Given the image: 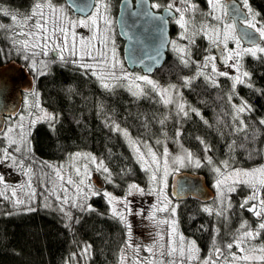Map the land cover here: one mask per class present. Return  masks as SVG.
Returning a JSON list of instances; mask_svg holds the SVG:
<instances>
[{
    "label": "snow or ice",
    "instance_id": "6c2138e0",
    "mask_svg": "<svg viewBox=\"0 0 264 264\" xmlns=\"http://www.w3.org/2000/svg\"><path fill=\"white\" fill-rule=\"evenodd\" d=\"M140 3L147 4V0H140ZM207 4L210 11L206 14L200 13L199 16V6L194 0H170L163 6V15H155L151 10L131 13L132 16H143L158 22L156 32L159 43L156 55L152 57L153 66L147 69L148 73L154 68L161 67L160 50L166 46H170L176 54L180 66L192 69L191 75L179 77L181 81L179 85L175 83L162 85L148 74H135L124 68L112 37L111 0H90L86 5H77V10L83 15L75 18L69 14L68 7L55 0H34L27 12H13L7 8H0V15L11 20L10 24L0 23V33H3L4 38L9 42V51H15L20 55L37 78L49 75L53 65H71L79 70L81 75L94 77L98 86L107 93L115 94L117 89L123 88L136 100L150 98L151 94H154L165 108L170 111L174 109L178 123L194 115L205 125L212 127L200 109L184 100L183 89H192L198 80H202L208 87L219 89L220 78L223 77L231 82L227 93V100L231 106V112L228 113L231 122L228 127L231 135L240 136L242 141L237 144L233 139L228 144V148L230 152H234L238 148L245 149L248 145H252V150H256L254 142L262 134L264 117L257 119L253 116L255 108L248 100L240 97L238 103L233 101L234 98L239 97V86L264 95V89L255 87L252 73L243 64L245 56L264 61V46L256 42L257 36L259 40L264 41V20L260 19L261 13L252 7L250 0H241L242 9L234 10V18L240 17L239 22L251 31L237 36L233 23H223L222 27H217L208 22L209 17L222 22V16L227 15L222 0H207ZM148 7L159 10L162 5L154 2ZM169 18L180 29L177 39H169L167 36ZM78 28L86 29L91 35L78 34ZM200 36L215 45L220 51L221 63L231 71H222L218 68L216 55H203L201 59H197V38ZM241 39H247L250 46L242 47ZM230 41L234 42V48H229ZM3 53L4 50L0 49V54ZM38 57L47 59H37ZM71 91L72 89H69V92ZM30 95L37 97V102L31 105L37 112L28 113L27 124L26 117L20 116L19 122L14 127H8L3 133L7 144L0 146V165L7 164L9 168L19 169L27 177L25 184L18 186L19 191L26 197L21 198L17 188L11 190L10 196L7 195L6 178L0 175V185H4L0 197L10 200L14 208L19 209L24 206L26 211H35V208L31 207L37 197L36 188L33 186L35 176L45 186L44 191L47 193L44 196L43 206L52 207L49 197H54L56 208L53 210L62 215L65 220L64 226L69 231L73 229L74 223H79V218L73 219L70 209H77L80 212L95 211L88 201L92 197L103 195L110 206L111 216L127 228V239L124 242L125 248L121 249L119 264H128L126 249H131L135 253L131 264H264V243L260 245L253 243L264 234V166L242 169L234 167L230 158L216 161L208 155L212 151V146L201 137L196 139L203 146V158L187 149H183L179 155L171 156L167 146L164 147L162 155H157L147 141L133 139L128 129L122 128L112 116L107 115L104 105L100 103L98 110L105 115V126L128 140L137 163L147 175V187L129 183L123 198H117L108 191L94 190L88 182L90 176L87 165H84L83 171L79 167L75 168V174L79 179H73L70 174L66 177L62 167L56 169L47 162L41 164L40 174L37 175L31 166V163H35L29 139L31 130L38 122H46L50 129L55 131V126L59 123V114L49 113L40 108L39 93L34 89ZM25 102L27 103V100ZM144 119V126L147 128V118ZM168 119L169 116L164 115L158 120L162 129L161 135L165 138L168 134L163 129ZM174 135L178 141L182 129L177 128ZM156 143L160 144L162 141L157 139ZM76 158H83L95 164L96 170L104 174V179L108 183H113V173L103 160L98 161L96 156L80 152L73 154L72 159ZM25 161L31 163L26 165ZM188 166L195 168L207 166L214 175L213 187L217 195L213 205L202 207L204 213L228 223L234 207L232 196L238 192L239 186L243 185L250 191L242 198L238 208L250 213L256 220L255 227L249 225L247 220H242L239 227L232 232L231 238L226 241L221 236L220 228L214 226L210 249L203 257L200 255L201 249L196 240L187 238L179 232L176 219L178 205L172 203L166 192L168 176ZM45 167L52 169L54 176L44 173ZM45 176L48 177L47 181L44 179ZM67 186L73 189L71 193ZM134 194L155 196L157 203L152 205L154 213H169L168 218L165 219L157 220L155 214L150 217L156 220L158 225H168L167 247L160 243L164 240V236L157 233L158 240L143 249L148 253V256L143 258L139 256L140 248L131 242V225L128 224L125 215V212L132 214V209L129 207L131 202L127 198ZM117 204L123 205V210H118ZM198 230H206V226L202 224ZM233 249L236 251L234 252ZM91 250L92 245L85 244L80 247L79 253L72 254L70 260H75L77 256L88 260L91 258ZM158 256H166L169 259L157 261Z\"/></svg>",
    "mask_w": 264,
    "mask_h": 264
},
{
    "label": "trees",
    "instance_id": "16d2710c",
    "mask_svg": "<svg viewBox=\"0 0 264 264\" xmlns=\"http://www.w3.org/2000/svg\"><path fill=\"white\" fill-rule=\"evenodd\" d=\"M119 1L114 0L115 3H112L113 15L117 13ZM195 1L203 10L207 7L206 0ZM32 3L33 0H0V5L8 8H27ZM250 4L261 13L260 19L264 20V0H250ZM64 5L67 7L66 3ZM6 21L0 16V23L7 24ZM203 44L200 40L202 48ZM0 49L4 50L0 54V65L17 60L26 66L34 76V90L39 93L42 105L48 111L59 114L55 131L46 122L38 123L31 131L30 140L37 165L38 162L64 160L77 151H89L103 160L113 173V183L107 185L113 193L121 194L132 181L143 184L144 173L122 135L105 126V115L98 110L100 103L104 105L107 115L112 116L122 128H127L136 139H165L161 135L158 120L168 115L169 119L163 129L168 134L166 139L176 141L175 131L177 128L182 129L178 140L200 158H203L204 152L197 137L212 146L208 155L216 161L230 158L236 168H250L264 162V129L254 142L256 150L248 145L245 149L238 148L230 152L228 144L233 139L237 144L242 142L240 136L231 135L228 127L231 108L222 92L208 87L202 80H198L192 89H185L183 95L188 103L201 110L212 127L205 125L194 115L178 123L175 112L159 103V98L154 94L150 98L136 100L122 88L117 89L115 94L107 93L98 86L94 78L81 75L79 70L69 65H53L49 75L37 78L20 55L9 51V42L3 33H0ZM244 65L252 73L255 87L264 89V61L249 56L245 58ZM189 73L187 68L179 65L176 58L169 55L153 77L162 84H169L181 82L179 77ZM69 89L72 91L69 92ZM247 95L255 108L253 116L257 119L264 117V95L257 94L254 90ZM31 96L30 93L24 94V97ZM145 117L147 128L144 126ZM0 146H5L1 143V138ZM197 171L203 173L208 183H211L212 172L207 166ZM246 190V187H241L232 196L234 225L245 218L254 220L250 213L237 210L241 198L246 196ZM90 204L95 211L75 215L73 219L79 218V223H74L73 229L69 231L52 211L35 209L18 213L11 209L5 211L4 204L0 203V264H78L70 260V257L74 244L81 243L92 245L91 258L84 259L81 264H118L126 240V229L111 216L109 205L102 195L93 197ZM179 204L181 230L188 238L195 239L202 253L207 254L215 226L214 219L204 213L201 210L202 204L193 198ZM202 224L206 226V230H198ZM260 238L264 243V234Z\"/></svg>",
    "mask_w": 264,
    "mask_h": 264
},
{
    "label": "rangeland",
    "instance_id": "374dc122",
    "mask_svg": "<svg viewBox=\"0 0 264 264\" xmlns=\"http://www.w3.org/2000/svg\"><path fill=\"white\" fill-rule=\"evenodd\" d=\"M169 2H170V0H169ZM194 2L199 6L198 16H199L200 13L206 14V13H208L210 11L208 4H207V7L203 10L201 8V5L198 2H196L195 0H194ZM222 3H223V6H224V10L226 12L225 0H222ZM31 6L32 5H30L27 8H19L18 7V8H11L10 9L8 7H4V6L0 5V8H7L10 11H13V12H27L28 10H30ZM0 16H2V15H0ZM3 17L7 20L6 21L7 24L11 23V20H10L9 17H5V16H3ZM208 22L210 24H212V25H216L217 27H222L223 23H226L225 22V15L222 16V22H217L216 20H213L210 17L208 18ZM179 31H180V29L176 25V35H175L174 39H177V35H178ZM77 32H78V34L84 35V36H90L91 35V33H89L86 29H83V28H78ZM83 32H86V33H83ZM112 37L114 39V36H112ZM20 39H23V37H20ZM199 39H201L204 42L203 48H202V46L199 45ZM181 43H183V42H181ZM207 44L211 45L212 48H211V51L208 54H206V55H215L214 52H213V49H214L215 45L210 44V42L207 39H205L203 36H200V37L197 38L198 48L196 49V51L198 50L202 54L206 53L207 51H205V50H206V45ZM241 46L245 47V46H243L242 43H241ZM261 46H264L263 42L261 43ZM234 47H235L234 42L230 41L229 42V48H234ZM116 51H117L118 57H120L119 53H118L117 43H116ZM170 53L172 55L174 54L176 56V54L171 49H170ZM246 57H249V56H245L244 57L243 64H244V60H245ZM217 66L222 71H231L230 69L225 68L223 65H218L217 64ZM125 69L127 71H129L127 68H125ZM157 70H159V68L156 69L153 74H155ZM130 72H133L135 74L144 75L140 71H130ZM150 77L153 78L152 76H150ZM153 79H155L157 81L156 78H153ZM162 85H164V84H162ZM24 98L25 99H24L21 111L13 119H11L10 121L9 120L7 121L6 127L4 128L2 133L0 134L1 143L5 144V146H6L7 142L3 138V133L7 130V128L10 127V126L14 127L19 122V117L20 116H25L26 117L25 123L27 124L28 113L29 112H37V110L35 108L31 107V105H33V104H35L37 102V97L31 96V97H24ZM26 100H27V103L25 102ZM38 103L40 105V108L46 110L49 113H52V112L48 111L42 105L40 97H38ZM172 111H174V109ZM38 123H42V122H38ZM131 136H132L133 139H135L137 141H147L148 144H150L152 146L153 151H155L157 153V155H162L163 149H164L165 146H167L171 156L179 155V154L182 153L183 149H187L179 140L178 141L177 140L176 141H174V140L170 141V140L160 139L162 141V143L157 144L156 143L157 139H154V140H149V139L140 140V139H136L132 134H131ZM29 139H30V137H29ZM123 140L126 143V145L129 148V150L131 151L134 160L136 161L135 153L133 152L132 148L130 147L128 140L125 137H123ZM187 150H189V149H187ZM32 151H33V146H32ZM189 151L193 152L192 150H189ZM77 152L85 153V154L90 153L91 155L96 156L98 161L101 160L97 155H95L92 152H89V151H77ZM77 152L69 154L64 160H61V161H58V162H53V163L52 162H48V161H45V162H47V164L53 165V167L56 168V169H60L62 167L64 175L67 177L70 174L73 177V179H79L76 176V174H75V168L79 167L81 169V171H83L84 165H87L88 166V173H89V176H90V180L88 182L92 185L93 189L94 190H100L101 192L108 191L109 193H111L113 196H115L117 198H123L126 195L127 186H128L129 183H136L134 181L129 182L126 185V187L123 189L121 194H117V192L113 193L107 187V185L109 183L104 179V174L102 172H99V171L96 170V165L95 164H92L91 162H89L88 160H85L83 158L72 159L73 154H75ZM194 155H196V154H194ZM171 156L169 157L170 161H171ZM36 162H37V160L35 159V163H31V161H25V164L27 165V164L31 163V166L37 172V175H39L40 174V166H41V164L43 162H38V165H37ZM138 165L140 166L139 163H138ZM262 166H264V162H262L261 164H258L256 166L250 167V168H242V169H254V168H259V167H262ZM237 168H241V167H237ZM198 169L199 168L188 166V167L181 168L179 171H182V170L196 171ZM43 172L54 176L53 170L50 169V168H47V167L43 168ZM143 173H144V182H143V184H139V185L141 187H145L146 188L147 184H148L147 175H146V173L144 171H143ZM0 175H4L5 178H6V183H7V186H8L7 195H9V196L11 195V190L13 188H17L18 189L19 185H23L27 181V177H25L23 175L22 171H20L19 169H16V168H9L7 166V164L0 165ZM171 175H169L168 179H167L168 186H167L166 192H167L169 198L171 199L172 203L178 205V207L176 209V219L178 220V225H179L180 224L179 223V205L180 204H179V202L174 201L172 199V197H171V193H170V189H171L170 188V178H171ZM44 179H45V181H47L48 177L45 176ZM211 179L212 180H211L210 185L215 191V198H216L217 193H216L215 188L213 187V184H214V175H213V173H212V178ZM33 186L36 188L37 197H36L35 202L32 203L31 207H33L35 209H44V210L52 211L54 214H56L60 218L61 222L63 224H65V220L62 217V215L58 211L53 210V209L56 208V201H55L54 197H49V200L51 202L52 207L45 208L43 206L44 196H46L47 193L44 191V187L45 186L43 184H41L40 180L37 179L35 176L33 177ZM48 186L51 187V185H48ZM98 186H100V187H98ZM67 187H69V192L71 193L73 191V189L71 188V186H67ZM241 187H245V186L241 185V186H239V189ZM3 190H4V185H0V191H3ZM249 191L250 190L247 188L246 195H248ZM18 195L21 198H26V197H24V193L19 191V189H18ZM215 198L211 202H209L207 204H202V207L204 205H213ZM242 198H241V200H242ZM127 199L131 202L129 207L132 209V214L129 215L127 212H125V215H126V219H127L128 224L131 225V242L135 246H138L140 248L139 256L141 258L148 256V253L145 252L143 249L145 247L149 246V245H152L154 242H156L158 240L157 233H159L160 235L164 236V240L160 241V243L164 244V246L166 248L167 245H168V242H169V227H168V225H158L156 223V220L150 219V217L153 214H155L157 220L165 219V218H168L169 213L168 212H155L154 213L152 205L157 203V198L155 196H152V195H143V196H141L139 194H134L133 196H129ZM90 200L88 201L89 204H90ZM104 200H105V198H104ZM0 203L4 204V210L5 211H9L10 209L12 211L18 212V213L26 211V210H24V206H21L19 209L14 208L12 203L10 202V200H5L2 197H0ZM116 207H117L118 210H123V205L117 204ZM109 208H110V206H109ZM238 209L239 208L237 206V210ZM70 210L72 212L73 218L75 217V215H83L84 213H86V212H80L77 209H70ZM241 211L243 212V210H241ZM110 212H111V209H110ZM233 217H234V215L231 214L230 221L228 223H224L223 221L219 220V218H216V217L212 216V218L215 221V226L220 228L221 236L224 238L225 241L231 238L232 232L235 231V229H237L239 227V224L241 223L240 222L238 225H234L233 222H232ZM253 219L254 220L245 218V219H242V220H247L249 222V225L255 227V225H256L255 217H253ZM124 227H125V225H124ZM125 229H126V239H127V228L125 227ZM178 230H179L180 233H182L185 237L188 238V236H186L183 233V231L181 230L180 225H179ZM191 239H193V238H191ZM253 243H255L257 245H260L263 242H262V240L260 238L259 240H256ZM83 245H84L83 243L74 244L73 253H79L80 247H82ZM122 248H125V243H124ZM233 251L235 252L236 249H233ZM237 254L239 255V253H237ZM126 255L128 257V264H131V261L134 258L135 253L131 249H126ZM200 255H201V257H203L206 254H203L202 251H201ZM156 259H157V261H159L160 259H163V260L167 261L169 258L166 257V256L165 257H159L158 256ZM83 260L84 259L82 257L77 256L76 259L73 260V261L75 263L81 264V262ZM119 260H120V258H119ZM118 264H119V262H118Z\"/></svg>",
    "mask_w": 264,
    "mask_h": 264
},
{
    "label": "water",
    "instance_id": "95a60500",
    "mask_svg": "<svg viewBox=\"0 0 264 264\" xmlns=\"http://www.w3.org/2000/svg\"><path fill=\"white\" fill-rule=\"evenodd\" d=\"M90 0H66L67 5L75 14L83 15L77 10V5H86ZM226 13L225 22L231 21L235 24L237 36H242L245 32L251 30L246 29L243 24L239 22L240 17L234 18V10L242 9V5L238 0H225ZM136 6H133L132 0H121L119 12L117 16V26L120 36L125 40L124 45V60L130 70L141 69L145 74H153L147 72L149 67L153 66L152 57L156 55V48L158 46L156 25L158 22L151 21L143 16H132L133 12H143L151 10L155 15H163L164 11L154 12L149 9L151 4L147 0V4H141L140 0H136ZM170 19L167 25V36H170ZM243 44L249 45L247 39H241ZM256 42L261 43L259 37H256ZM168 46L160 50L161 67L167 58ZM220 59V51L215 48ZM34 79L28 69L16 60H11L5 64L0 65V134L5 128L6 119L15 117L23 103V93H28L33 90ZM94 180V179H93ZM100 187V186H98ZM171 196L176 201H185L193 198L202 203L211 201L215 192L207 182L206 176L198 172L181 171L176 172L171 176L170 186Z\"/></svg>",
    "mask_w": 264,
    "mask_h": 264
},
{
    "label": "flooded vegetation",
    "instance_id": "af4514ba",
    "mask_svg": "<svg viewBox=\"0 0 264 264\" xmlns=\"http://www.w3.org/2000/svg\"><path fill=\"white\" fill-rule=\"evenodd\" d=\"M113 1L114 0H111V17H112V19H113V25H112V36H114V41H115V47H116V43H117V48H118V53H119V59L121 60V62L123 63V65H124V68H127L128 69V67H127V65H126V63H125V60H124V45H125V40L120 36V34H119V31H118V26H117V16H118V12H119V6H120V2H121V0L119 1V3H118V9H117V13L115 14V15H113V4L115 3H113ZM133 1V6L135 7L136 6V4H135V2H136V0H132ZM151 1V3H154V2H158V3H160L161 5H162V7H161V9H159V10H156V9H153L154 10V12H161L162 10H163V6H165L167 3H169V0H156V1H154V0H150ZM33 2H34V0H33ZM55 2H57V3H61V4H64V3H66V0H64V1H59V0H55ZM64 2V3H63ZM113 3V4H112ZM33 4V3H32ZM67 5V4H66ZM3 6V5H2ZM4 7H6V6H4ZM68 7V6H67ZM69 8V7H68ZM11 9V8H10ZM69 14L70 15H72L74 18L75 17H77V16H81V15H78V14H75L73 11H72V9L71 8H69ZM83 33H86V32H83ZM175 35H176V24L170 19V36H171V39H174L175 38ZM201 39H199V41H200ZM211 45H209V44H207L206 45V49H207V52L206 53H204V54H202L200 51H196L197 52V59H201L202 58V56L203 55H206V54H208L210 51H211ZM170 49H171V47L169 46L168 47V50H167V58H168V56L169 55H171L172 57H174V58H176L177 59V57L173 54H171L170 53ZM44 57H40V59H43ZM167 58H166V60H167ZM166 60H165V62H166ZM164 62V63H165ZM217 64L218 65H223L222 63H220L219 61L217 62ZM164 65V64H163ZM162 65V66H163ZM71 68H73L71 65H69ZM160 68H162V67H160ZM159 68V69H160ZM189 71H190V73L188 74V75H191L192 74V69L191 68H187ZM247 69V68H246ZM135 70H140V69H134V71ZM248 70V69H247ZM141 71V70H140ZM150 76H154V74H151ZM92 78H94V77H92ZM154 78V77H153ZM95 79V78H94ZM252 80H253V78H252ZM253 82H254V80H253ZM173 83H175V84H180L181 82H178V81H175V82H173ZM230 81L229 80H227V79H225V78H223V77H221L220 78V84H221V88H219V89H217V91H219V92H222L223 94H224V96H225V98H226V100H227V93L229 92V90H230ZM164 85H167V84H164ZM185 89H187V88H185ZM185 89H183V92H184V90ZM253 89H249V88H247V87H244V86H239L238 87V93H239V97H236V98H234V101L233 102H235V103H238L239 102V98L240 97H242V98H244V99H246V100H248V92L249 91H252ZM184 96V95H183ZM184 100L188 103V100H187V98H185L184 97ZM228 101V100H227ZM249 101V100H248ZM250 102V101H249ZM251 104H252V102H250ZM188 104H190V103H188ZM229 104V103H228ZM192 105V104H191ZM253 105V104H252ZM193 106V105H192ZM195 107V106H194ZM229 108H231V106H230V104H229ZM201 111V110H200Z\"/></svg>",
    "mask_w": 264,
    "mask_h": 264
},
{
    "label": "bare ground",
    "instance_id": "6f19581e",
    "mask_svg": "<svg viewBox=\"0 0 264 264\" xmlns=\"http://www.w3.org/2000/svg\"><path fill=\"white\" fill-rule=\"evenodd\" d=\"M30 72V70H28ZM30 74L33 76V74L30 72ZM34 77V76H33Z\"/></svg>",
    "mask_w": 264,
    "mask_h": 264
}]
</instances>
